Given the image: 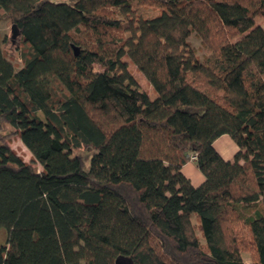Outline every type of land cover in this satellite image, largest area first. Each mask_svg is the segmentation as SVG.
Masks as SVG:
<instances>
[{"label": "trees", "instance_id": "obj_1", "mask_svg": "<svg viewBox=\"0 0 264 264\" xmlns=\"http://www.w3.org/2000/svg\"><path fill=\"white\" fill-rule=\"evenodd\" d=\"M261 19L264 0H0V264H264Z\"/></svg>", "mask_w": 264, "mask_h": 264}, {"label": "rangeland", "instance_id": "obj_2", "mask_svg": "<svg viewBox=\"0 0 264 264\" xmlns=\"http://www.w3.org/2000/svg\"><path fill=\"white\" fill-rule=\"evenodd\" d=\"M139 14L144 16V17H155L159 14L158 10H154L152 8H138L137 9ZM4 35H7L8 37L11 36V29L10 26L8 25L7 22L2 21L0 23V37L3 38ZM192 44L193 46L197 49L199 48L200 52L199 55L201 56V45H200V41L196 38H192ZM5 51L8 54V56L11 57L12 60L17 61V63H19L20 57L17 54V52L15 51L14 47L11 46L10 44H8L7 46H5ZM129 70L132 72L133 76L135 79H137V81L139 82L140 86L142 87V89L147 90L148 92H150L151 94L153 92H151V86H149V84L147 83L146 79L144 78V76L139 73L136 70V67L133 65H129ZM10 145L11 147L18 152L19 155H21L24 160L26 162H30L31 159V153L28 151V149L23 145V143L21 142V140L19 139V137L13 136L12 138H10ZM94 152H87V151H81L78 153V155H80L83 159L84 162V166L86 169H89L90 167V162H91V157L93 155ZM35 167L40 168L39 165H35ZM3 234L0 231V243H3L5 241ZM253 259V255L252 253H246L244 255V260L245 262L248 264L252 261Z\"/></svg>", "mask_w": 264, "mask_h": 264}, {"label": "crops", "instance_id": "obj_3", "mask_svg": "<svg viewBox=\"0 0 264 264\" xmlns=\"http://www.w3.org/2000/svg\"><path fill=\"white\" fill-rule=\"evenodd\" d=\"M258 24L264 28V19L259 20ZM215 147L226 160H232L238 151V147L228 136H222L219 140H217ZM182 172L196 187L200 186L204 182L203 175L193 162H190L184 166Z\"/></svg>", "mask_w": 264, "mask_h": 264}, {"label": "built area", "instance_id": "obj_4", "mask_svg": "<svg viewBox=\"0 0 264 264\" xmlns=\"http://www.w3.org/2000/svg\"><path fill=\"white\" fill-rule=\"evenodd\" d=\"M193 160L195 159V157L192 158Z\"/></svg>", "mask_w": 264, "mask_h": 264}]
</instances>
